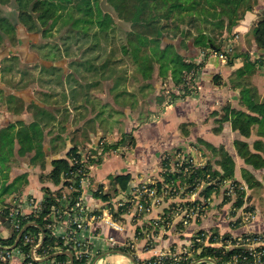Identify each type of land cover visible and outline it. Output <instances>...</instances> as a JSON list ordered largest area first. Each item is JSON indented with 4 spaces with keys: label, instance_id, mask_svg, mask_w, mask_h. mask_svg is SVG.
Wrapping results in <instances>:
<instances>
[{
    "label": "crops",
    "instance_id": "0c3cea01",
    "mask_svg": "<svg viewBox=\"0 0 264 264\" xmlns=\"http://www.w3.org/2000/svg\"><path fill=\"white\" fill-rule=\"evenodd\" d=\"M262 11L264 0L248 11L235 27V31L239 35L241 33L239 45L242 44L243 48L250 44L249 34ZM249 50L253 59L262 53L255 43ZM75 51L77 54L61 48L55 52L56 55L51 54L43 59L39 51L29 50L26 53L28 63L25 61V64L35 66L19 69L20 79L25 78L24 71L28 78L13 85L0 82L6 94L0 96V134L9 131V127L16 135L26 129L32 131L30 126L37 121L43 131L44 146L43 157L35 159L36 150L22 152L17 137L12 148L4 143L0 145V155H7L0 159V203L13 201L16 197L24 201L26 196H34L37 204H41L45 198L44 187H59L48 177L54 161L67 157L74 145L79 146L80 150H92L97 158L91 167L90 186L103 185L108 189L113 186L112 178L115 175L128 173L132 176L129 187L120 190L109 200L95 196L93 188L89 189L86 204L90 210L100 213L111 199L125 195L137 183L159 175L160 170L162 173L165 158L174 161L178 151L186 156L195 155L206 163L213 162L214 168L218 169H221L216 163L219 155L228 151L236 163L235 179L248 186L245 194L256 211V218L249 223L239 222L243 208H235L234 200L227 199L221 189L211 195L210 205L201 220H192L180 229L179 217L173 214L172 227L155 238L154 246L157 249L178 248L190 243L199 229L234 235L264 231V167L256 168L247 163L236 146L237 140H245L252 152L264 157V135L255 125L251 135L244 136L233 128L230 118H224L227 106L246 110L240 102V88L229 84L230 75L243 66V57L229 63L212 53L206 58L202 53L197 55L198 51L185 52L187 57L197 55L196 61H206L195 77V89L186 95L171 96L169 101L160 103L161 84L156 80L158 72L154 75L153 89L148 90V81H140V94L136 96L128 82L131 75L125 69L111 65L98 71L96 60V66L87 67V64H83L82 55ZM11 77H14V72ZM161 81L162 86L164 82L171 86L169 81ZM252 81L261 99H264V64L258 65ZM145 99L147 104L143 106ZM125 133L132 135L131 142L118 147L110 146L121 140ZM257 141H260V147H255ZM104 143L110 146L106 150ZM208 145L216 147L218 152ZM244 169L251 171L261 182L259 188L250 187L245 182ZM5 185H11L8 194H2ZM178 200L173 198L155 203L152 211L139 219L129 214L120 215L118 221L123 224L120 230L105 220L93 221L86 230L92 237L91 264H142L132 255L144 259L153 257L154 249L145 248L146 238L137 236V231H155L153 221L167 212L175 213L172 205ZM9 234V228L1 232L3 237ZM111 236L120 245L131 242L133 250L130 247L122 249L110 246ZM14 262L15 259L8 264ZM187 264L216 262L204 259Z\"/></svg>",
    "mask_w": 264,
    "mask_h": 264
},
{
    "label": "trees",
    "instance_id": "16d2710c",
    "mask_svg": "<svg viewBox=\"0 0 264 264\" xmlns=\"http://www.w3.org/2000/svg\"><path fill=\"white\" fill-rule=\"evenodd\" d=\"M117 11L119 17L131 23V29L124 34V40L119 48L113 46L111 54L102 65H98L96 69L101 71L106 69L108 64L115 62L116 51L120 49L123 54L130 57L134 64V75L141 81H148L147 88L152 90L154 87L155 71L158 68V76L163 81H169L174 97L177 94V88L184 89L185 95L194 89L193 77L203 67L206 61H196L198 53H205V57L211 54V51H221L223 37L226 33H231L234 27L238 25L240 20L248 11L253 10L260 4L261 0H107ZM1 5H12L14 13L6 15L3 13ZM17 13V15H16ZM17 16L16 19L13 18ZM116 23L114 17L103 11L99 5V0H0V46H17V52H9L3 55L0 51V71L6 60H14L15 56L20 55V62L26 61L28 58L26 53L29 50H38L43 59L51 54L56 55V51L61 50V46L57 42L46 41L41 43L37 36L50 37L53 35V29L57 28L58 32L64 31L66 37L64 40H73L75 43L91 42V45L84 50L103 49L101 45L102 39L107 41H115L111 38L112 33L116 32ZM21 27L28 33V44L22 45L19 39V31ZM41 34V35H39ZM241 34V33H240ZM250 38L246 48L242 44L235 45L228 51V62L232 63L236 58L243 57V66L236 69L229 77V84L240 88V102L246 107V110L235 107H226L224 118H230L233 128L239 130L244 136H250L255 125L259 127V133L264 135V99H261L259 91L253 83V76L258 65L264 64V11L260 15L259 20L254 25L249 34ZM115 36V34H114ZM15 41H12L14 40ZM17 40V42H16ZM21 42V44H19ZM26 42V41H25ZM17 43V45H16ZM255 43L256 48L262 51L259 57L252 58L250 48ZM81 43L79 48H83ZM71 46L65 50L69 51ZM249 48V49H247ZM198 51L197 55L187 57L185 52ZM45 51V52H44ZM193 53V52H191ZM116 58V59H115ZM95 62L96 58H92ZM83 64L91 67L83 60ZM96 65V64H95ZM34 67L35 65L25 64V68ZM12 66L10 64L8 69ZM23 80L27 79L26 71L23 72ZM0 90L1 87H0ZM167 95L162 88L159 94L160 103L165 102ZM1 135L0 145L6 144L8 148H12L16 137L21 144L22 152L24 150H36L35 159H40L44 155L43 131L39 123H33L31 130H25L16 135L12 132V128ZM27 128V127H26ZM132 138V135L125 133L123 138L111 147L126 145ZM4 140L5 142H3ZM131 142V141H130ZM257 141L255 147H260ZM107 143L103 147H110ZM236 146L239 155L245 161L256 168L264 167V157L261 154L252 152L248 142L245 140H237ZM213 151L218 152L217 148L211 145ZM1 149V148H0ZM80 147L74 145L70 148L68 156L59 158L54 161L53 168L48 177L51 178L59 187L51 189L44 187L45 198L39 210L30 216V220L34 222L29 229L33 233L43 234L45 237L43 246L38 250L40 255H53L56 252H62L53 258L60 261L71 260L68 253L70 250L73 254L74 264L85 263V257L79 256L74 247H69L64 239L53 234L52 228L48 224L56 223L60 217L59 211L72 206L74 197L77 194L73 191L70 195L68 203L63 201V181L62 175L65 170L70 167L72 157L78 155ZM2 153V152H1ZM0 153V154H1ZM7 155H0V159H4ZM95 162L97 159H90ZM164 166L170 165L169 157L164 160ZM221 169L214 168L213 162H207L200 167H190V170L184 174L183 172L166 171V180L175 181L176 184L189 185L186 192L195 189L196 182L206 179L211 181L203 190L202 194L210 197L214 193L221 190V183L224 180L235 179L236 163L232 155L227 151H223L216 162ZM245 182L253 188H259L261 182L256 179L254 174L244 169ZM132 176L130 174H117L112 178V187L105 189L103 185L94 186L95 196L109 200L117 195L120 190H126ZM170 180V181H171ZM161 182H157L160 187ZM11 185H5L2 194H8L11 191ZM244 191H238L236 195L235 205L237 207L244 203ZM227 198V197H226ZM186 204H190L187 202ZM13 201L0 203V219L5 220L6 226L10 229L8 236H0V249L5 245H13L18 234L12 229L11 223L8 222L6 215L13 207ZM172 206H175L173 204ZM171 209V208H170ZM173 212L164 214L167 220H173ZM23 222H26L25 220ZM234 225L236 223H233ZM159 226V225H158ZM180 229L184 227L182 222L178 223ZM160 227V226H159ZM157 227L155 230L158 231ZM229 236L230 234L227 233ZM246 235V234H244ZM20 247L25 253L30 254L32 245L25 243L24 239L19 240ZM197 245V244H195ZM238 248L227 249L224 247L204 246L198 255L201 258H212L217 264H223L229 261L233 253ZM39 261L33 260V264H39ZM0 264H5L0 261Z\"/></svg>",
    "mask_w": 264,
    "mask_h": 264
},
{
    "label": "built area",
    "instance_id": "2783aa9c",
    "mask_svg": "<svg viewBox=\"0 0 264 264\" xmlns=\"http://www.w3.org/2000/svg\"><path fill=\"white\" fill-rule=\"evenodd\" d=\"M237 38H239L238 35ZM230 50L227 47V49L223 48L221 51L214 50L211 53L217 55L223 61H227L228 57L226 53ZM198 72L196 75L193 73L190 74V77H193L194 81ZM163 88L165 93L170 96L173 88L167 82H164ZM177 92L179 96L185 95L184 89L177 88ZM175 156V160L170 161V165L163 168V172L179 171L186 174L191 166L200 167L206 163L203 159H199L195 155L189 154L186 156L182 151H178ZM95 157L92 150L85 148L82 150L79 149L78 155L71 158L69 169L65 170L62 175L64 180L63 201L68 203L73 191L77 194L74 197L72 206L64 211H59L60 217L58 221L53 224H48L52 228L53 234L62 237L69 247H74L79 256L87 258L83 264H91L92 237L86 233V230L97 219L105 220L114 228L120 230L123 229V224L118 221L120 215L129 214L134 219H139L143 215L151 212L155 203H161L166 199L173 198L179 199L174 202L175 206L173 209L175 211L174 215L179 217L178 219L183 225H187L192 220H201L205 216L211 202V196L206 197L201 193L211 183V181H207L206 179L196 182L195 189L190 192H186L189 185L176 184L171 179V181L164 179L165 177L158 180L144 181L137 183L125 195L108 201L101 213L90 210L86 204V194L90 188L95 189L94 186L89 185L90 172L93 164L90 162V159ZM159 181L162 184L160 187L157 186V182ZM221 189L224 191L227 199L234 200L235 208H243L242 217L239 218V222L249 223L256 218V211L249 208L250 204L246 194L244 195V203L239 207L235 205L238 191H244L245 193L248 189L245 183L224 180L221 183ZM187 202H190V204H186ZM13 205L8 211L6 218L17 234L23 231L21 238L24 239L25 243L32 245V249L31 253L27 254L20 247L19 242L16 246L15 243L13 245H5L3 249H0V261L5 264L10 263L14 259V264H33V260L39 261V264H72L70 259L60 261L49 257L51 255H40L38 253V250L43 246L40 247L43 234L33 233L29 227L34 224L30 220V216L40 209L42 203L37 204L34 196H26L24 201L16 197L13 200ZM24 220L26 222H23ZM173 223L174 219L167 220L164 216H161L153 221L155 229L160 226L158 231H137V236L146 238L145 248L148 250L153 248L155 255L149 259H144L141 257L138 258L135 254L134 256L132 255V258L140 261L142 264H187L194 260L202 261L204 259H212L198 258L203 247L210 245L224 247L225 250L238 248L232 254L231 259L223 262V264H264V231L245 232L241 235L229 233L230 235L228 236L227 233L221 231L199 229L193 234L192 240L188 244L171 249L155 248V238L165 234L172 227ZM7 228L5 220L0 219V236H2L1 232L5 229L7 230ZM109 241L111 243L110 246L115 248L127 249L130 247L133 250L134 245L131 242L127 241L124 245H120V242L114 236L109 237ZM131 250L129 252L133 253Z\"/></svg>",
    "mask_w": 264,
    "mask_h": 264
},
{
    "label": "rangeland",
    "instance_id": "374dc122",
    "mask_svg": "<svg viewBox=\"0 0 264 264\" xmlns=\"http://www.w3.org/2000/svg\"><path fill=\"white\" fill-rule=\"evenodd\" d=\"M99 5L101 6V8L103 9V11L111 14L113 17H114V20H115V23H116V32L115 33H112L113 36H111V38L114 37V42L113 41H107L106 39H102L101 41V45L103 47V49H97V50H84L85 48H87L88 46L91 45V42H81L84 44L83 48H79V45L81 43H75V41L73 40H64V38L66 37V34H65V30H66V27H65V30L64 31H61V32H58L57 31V28H54L53 29V35L50 36V37H43L41 34V36H37L38 40L41 42V43H44L46 41H50V42H57L60 44L61 48L62 49H66L68 46H71V48L69 49V51H73L76 53L75 50H78V54H80V56L82 55V60H85L86 59V62L91 65V66H96L95 65V62L92 58H96V64L97 65H102V62H104L105 60L104 59H107L108 56H110L111 54V49L113 46H117V48H119V46L121 45L122 41L124 40V37H125V32L127 30H130L131 29V23L124 20V19H121L117 13V11L112 7V5L107 1V0H99ZM1 8H2V11L4 14L6 15H12L14 13V8L12 5H1ZM17 15V13H16ZM15 17L13 16L14 19H16V16ZM236 27V26H235ZM235 27H234V30L231 32V33H226L223 37V44H222V47L224 49H227L230 48L232 49L235 45L239 44L240 40H241V34L239 35L238 32L235 31ZM115 34V36H114ZM28 33L21 27L20 31H19V39L21 41V38L23 39L22 42L23 44L22 45H27L29 40H28ZM237 35L239 36V38H237ZM12 41H15L12 40ZM26 41V42H25ZM17 42V40H16ZM21 44V42L19 43ZM17 45V43H16ZM17 47V46H16ZM15 46H5V47H2L0 46V51L3 55L5 54H8L9 52H17V48ZM222 48V49H223ZM38 51V50H37ZM45 52V51H44ZM74 53V54H75ZM18 56H15L14 57V60L11 61V60H6V62L3 63V67L0 71V82H6V83H9V84H17L19 82H22L23 80L20 79L21 75L19 74L20 73V68H23V66H25V62L24 61H21L20 62V55L19 53H16ZM77 54V53H76ZM205 55V53H202ZM49 56V55H48ZM116 58H118V64H116L115 62H112L110 64H108V66L111 67V65H115V67H117L118 69H125L127 71V73L129 72L130 73V78L128 79V82L132 88V91H135L136 92V96H138L140 93L139 91V87H140V81L142 79H140V75H139V78H137L135 75H134V72H133V69H134V64L132 62V60L130 59V57L126 54H123L121 52L120 49H117L116 51ZM115 58V59H116ZM204 60V59H202ZM201 60V61H202ZM19 62V63H18ZM11 64L12 68L11 69H8L7 67H9ZM107 66V67H108ZM14 72V77L12 78V74ZM158 72V68L156 69L155 73ZM162 78H160L158 76V78H156V80L158 81V83H160V87H161V90L163 88L162 86V81H161ZM194 83H196V81L193 80ZM128 85V84H127ZM164 89V88H163ZM141 92H144V91H141ZM173 92V91H172ZM4 92L1 90L0 91V96L2 95L3 96ZM167 95V94H166ZM4 96H6V94H4ZM171 96L172 95H167V99H171ZM146 101H144L145 103H143V106L145 104H147V99H145ZM1 101V99H0ZM169 101V100H168ZM138 105L136 107V109H138ZM93 159H97V158H93ZM163 168H166L164 165H163ZM166 177V175L164 174L163 172V169H162V173H161V170L159 172V175H155V176H152L151 179L147 180V181H151V180H158L160 178H164ZM165 179V178H164ZM62 181H63V184H62V187H64V180H63V176H62ZM263 205V202L261 203ZM249 208L250 209H254V207L250 204L249 205Z\"/></svg>",
    "mask_w": 264,
    "mask_h": 264
},
{
    "label": "water",
    "instance_id": "95a60500",
    "mask_svg": "<svg viewBox=\"0 0 264 264\" xmlns=\"http://www.w3.org/2000/svg\"><path fill=\"white\" fill-rule=\"evenodd\" d=\"M22 233H23V231L20 232V233L18 234V237H17L16 242H15V246L18 244L19 240L21 239ZM44 240H45V237L43 236V238H42V242H41V244H40V247L43 245ZM60 253H62V252H56V253H54L53 255L49 256V257H54V256H56V255H58V254H60ZM66 253H68V254L70 255V257H71V262H72V264H74V262H73V254H72V252H71V251H68V252H66Z\"/></svg>",
    "mask_w": 264,
    "mask_h": 264
}]
</instances>
